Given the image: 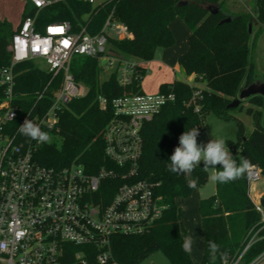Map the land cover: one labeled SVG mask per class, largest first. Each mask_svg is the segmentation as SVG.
<instances>
[{
	"label": "trees",
	"instance_id": "1",
	"mask_svg": "<svg viewBox=\"0 0 264 264\" xmlns=\"http://www.w3.org/2000/svg\"><path fill=\"white\" fill-rule=\"evenodd\" d=\"M108 0L104 5L93 6L87 0H63L41 10L36 29L45 30L53 21L69 20L72 31L83 27L94 35L104 27L112 14L125 23L133 38L109 40V50L119 56H135L148 61L158 49L170 47L175 37L170 23L180 17L191 30L189 47L178 62L187 75H194L200 87L184 80L163 83L161 92L175 94V99L166 103L161 112L142 128L143 150L134 175L122 179L116 177L105 181L114 187L124 181L146 180L154 186L155 195L165 205L161 216L143 232L116 234L111 238L112 258L105 264H139L155 251H163L172 264H195L191 255L182 250L186 228L182 222V209L177 198L188 197L208 181L209 172L203 162L193 172L198 177L196 189H190L182 174L168 170L170 156L179 145L183 132L206 127L210 112L229 118L231 112L242 109L229 104L240 91L255 82V63L251 55L252 15L235 14L225 9L226 0ZM207 4L220 7L217 13L204 8ZM256 18L264 24V0H256ZM30 11L26 10L23 17ZM231 16L229 22L220 23ZM12 25L0 19V63L9 64L11 54L6 50L9 36L14 33ZM17 72V102L24 113H42L49 105L50 95L60 87L61 77H52L46 69L37 67L33 60L21 62ZM70 71L76 81L87 87L83 97L75 98L61 111L58 124L53 128L42 127L51 141L41 144L35 158L43 165L62 168L72 163L83 164L90 173L101 166L115 167L105 156L103 130L114 117L112 101L125 92L142 93L141 84L135 81L122 86L115 72L101 79L102 67L99 56L75 54L71 58ZM146 71L142 70V74ZM48 86V95L38 99L37 93ZM196 91L199 93L196 95ZM99 96L107 99L106 109ZM251 105L264 106L260 94L248 97ZM254 114V129L244 134L239 123L237 140L228 139L232 147H239L241 157H247L261 169L264 181V123L263 112L249 106ZM219 167V166H217ZM220 169H217V171ZM248 176L227 184L216 183L215 192L202 197L199 212L203 229L204 255L199 264H232L240 260L252 263L264 255V193L258 209L250 197ZM111 193L108 195V198ZM219 245L215 260L211 259L208 241ZM93 264H100L93 260Z\"/></svg>",
	"mask_w": 264,
	"mask_h": 264
},
{
	"label": "built area",
	"instance_id": "2",
	"mask_svg": "<svg viewBox=\"0 0 264 264\" xmlns=\"http://www.w3.org/2000/svg\"><path fill=\"white\" fill-rule=\"evenodd\" d=\"M27 1L30 12L6 44L11 62L0 63V264H93V260L105 264L112 258L114 235L143 232L165 208L151 182L128 180L114 187L105 181L136 173L142 128L175 94L125 92L113 99L114 117L103 130V139L105 156L115 167L101 166L90 173L80 163L62 168L41 164L35 158L41 144L18 129L26 119L41 128L55 127L60 111L86 94L87 87L70 71L73 55L99 56L102 69L115 72L125 87L142 80L146 61L109 50L111 38H133L128 26L112 14L94 35L86 27L72 31L69 20L53 21L40 32L36 20L41 10L63 0ZM87 1L99 6L108 0ZM36 59L47 63L53 78L62 75L61 83L42 113L32 114V109L26 114L17 102L15 67ZM48 91L46 86L38 92V99ZM99 100L106 109L107 99L99 96ZM248 178L250 183L262 179L261 169L254 166Z\"/></svg>",
	"mask_w": 264,
	"mask_h": 264
},
{
	"label": "rangeland",
	"instance_id": "3",
	"mask_svg": "<svg viewBox=\"0 0 264 264\" xmlns=\"http://www.w3.org/2000/svg\"><path fill=\"white\" fill-rule=\"evenodd\" d=\"M31 4L27 0H0V19L8 22L12 25L13 29L17 28L23 18V14L26 10H29ZM225 9L235 14H248L252 15V32H251V55L255 63V82L264 83V24L256 18V0H226ZM12 36V35H11ZM9 36V39L11 38ZM34 63L41 69L47 68V63L44 60L36 59ZM176 76L179 79H188L186 73H177ZM109 77V71H101V79H107ZM238 97V96H237ZM244 107L242 109L231 112L232 116L224 118L217 115L214 112H210L206 116V127L200 132L198 136V143L206 144L213 139L212 134L223 135L228 143V139L237 140V133L239 129V123L244 128V134L248 135L254 129V114L248 110L249 106H253L256 110L263 112L262 123H264V106L251 105L248 98L242 101ZM213 123L215 127L213 128ZM213 129V131H212ZM228 147L234 158L237 160L241 157L239 147H232L228 144ZM213 170H209V179L207 183L202 185L199 189L192 193L188 197H182L180 199V205L182 206V219L184 227L186 228L187 235H192L194 238V245L192 255L197 258L201 256L204 250V244L202 239L201 229V217L198 209L199 193L201 197L213 194L216 183L210 180ZM253 184H259L262 188V179L252 182ZM246 264L242 261H235L232 264ZM117 264V263H109ZM139 264H172L167 255L161 251H155L152 254L144 258ZM250 264H264V255L258 257Z\"/></svg>",
	"mask_w": 264,
	"mask_h": 264
},
{
	"label": "clouds",
	"instance_id": "4",
	"mask_svg": "<svg viewBox=\"0 0 264 264\" xmlns=\"http://www.w3.org/2000/svg\"><path fill=\"white\" fill-rule=\"evenodd\" d=\"M215 123H213V128ZM213 131V129H212ZM18 132L31 140L40 144L49 143L51 136L48 132L42 130L41 126L34 123L31 119H26ZM200 135L199 128L193 127L183 132L179 137V145L175 147L173 154L170 156L168 170L174 174H182L190 189H196L198 177H193V172L200 163L203 162L204 171H212L210 180L214 183L227 184L235 182L245 176H250L254 165L247 157H240L238 160L233 157L226 138L223 135L212 134L211 139L206 144L198 143ZM219 166V167H217ZM217 169H220L217 171ZM195 241L192 235H186L183 238L182 250L191 255ZM208 250L211 259L215 260L219 251V245L208 241Z\"/></svg>",
	"mask_w": 264,
	"mask_h": 264
},
{
	"label": "crops",
	"instance_id": "5",
	"mask_svg": "<svg viewBox=\"0 0 264 264\" xmlns=\"http://www.w3.org/2000/svg\"><path fill=\"white\" fill-rule=\"evenodd\" d=\"M170 29L175 37V43L170 47L160 48L157 50L155 57L152 60L146 61V73L144 74L140 84L143 92L146 93H156L160 91V86L163 83H171L174 80H184L190 83H195L200 87H203V83H197L195 82L194 75H188V79H179L176 74L182 72V74L185 73V71L182 69L178 62L179 56L185 52L189 47V37L191 34L190 28L187 26V24L184 22V20L180 17H176L171 23H170ZM209 172V171H208ZM209 179V177H208ZM263 186L259 184H253L250 183V197L252 201L259 205L260 199L264 193V181L262 178ZM207 183V182H206ZM197 190V189H196ZM195 190V191H196ZM216 190V185H215ZM214 190V192H215ZM195 191L193 193H195ZM213 192V193H214ZM212 195V194H210ZM208 195V196H210ZM204 196V197H208ZM182 197L177 198V203L182 209V206L180 205V199ZM201 194L199 193V199H198V209H199V201L201 199ZM201 217V216H199ZM183 221V219H182ZM184 224V222H183ZM185 226V225H184ZM201 229H202V222H201ZM187 235V233H186ZM202 236H203V229H202ZM203 239V237H202ZM193 254V253H192ZM192 259L195 262V264H199L204 255V250L201 256H198L195 258L193 255Z\"/></svg>",
	"mask_w": 264,
	"mask_h": 264
},
{
	"label": "water",
	"instance_id": "6",
	"mask_svg": "<svg viewBox=\"0 0 264 264\" xmlns=\"http://www.w3.org/2000/svg\"><path fill=\"white\" fill-rule=\"evenodd\" d=\"M188 1H181L179 2V5H183L186 4ZM205 9H207L209 12L211 13H217L220 10V7L218 5H214V4H207L204 6ZM232 19L231 16H228L227 18L223 19L220 23H225V22H229ZM249 31H252V24H249ZM256 94H260L264 97V83H260V82H254L251 85L243 88L238 97H236L230 104L229 107H236L238 106L244 99L252 96V95H256Z\"/></svg>",
	"mask_w": 264,
	"mask_h": 264
}]
</instances>
